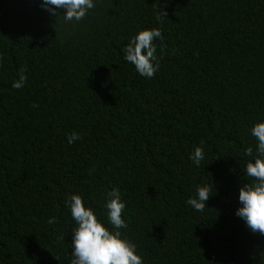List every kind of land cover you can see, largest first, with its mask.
I'll return each instance as SVG.
<instances>
[{
  "label": "trees",
  "instance_id": "trees-1",
  "mask_svg": "<svg viewBox=\"0 0 264 264\" xmlns=\"http://www.w3.org/2000/svg\"><path fill=\"white\" fill-rule=\"evenodd\" d=\"M153 27L149 79L121 49ZM261 118L264 0H94L79 22L0 0V264H69L66 198L103 218L113 187L144 264H264V235L234 214Z\"/></svg>",
  "mask_w": 264,
  "mask_h": 264
},
{
  "label": "clouds",
  "instance_id": "clouds-1",
  "mask_svg": "<svg viewBox=\"0 0 264 264\" xmlns=\"http://www.w3.org/2000/svg\"><path fill=\"white\" fill-rule=\"evenodd\" d=\"M40 6L49 16L61 15L65 22H79L94 7V0H40ZM159 39H162L159 28L140 29L122 47L124 61L131 64L140 76L150 79L158 70L159 59L153 41ZM25 79L21 72L12 87L21 88ZM250 135L256 141L255 152L251 147L245 150L247 159L243 164V175L246 182L239 186V206L234 214L251 232L264 235V118L252 124ZM77 139L79 135L74 132L68 137V143ZM204 159L200 146L189 154V160L196 167ZM211 194L213 192L208 184L197 185L194 195L185 203L194 211L202 212ZM65 207L74 221L69 264H144L135 243L121 231L127 228L126 217L122 216L126 205L118 188L107 191L103 201L106 216L103 218L98 217L94 208L79 193L70 194L65 200Z\"/></svg>",
  "mask_w": 264,
  "mask_h": 264
}]
</instances>
